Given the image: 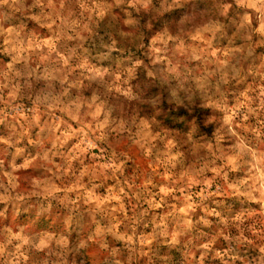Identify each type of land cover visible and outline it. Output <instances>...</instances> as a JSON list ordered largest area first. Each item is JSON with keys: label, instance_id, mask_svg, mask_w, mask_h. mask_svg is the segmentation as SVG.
<instances>
[{"label": "rangeland", "instance_id": "rangeland-1", "mask_svg": "<svg viewBox=\"0 0 264 264\" xmlns=\"http://www.w3.org/2000/svg\"><path fill=\"white\" fill-rule=\"evenodd\" d=\"M0 264H264V0H0Z\"/></svg>", "mask_w": 264, "mask_h": 264}]
</instances>
